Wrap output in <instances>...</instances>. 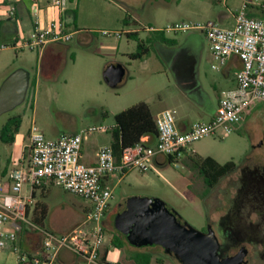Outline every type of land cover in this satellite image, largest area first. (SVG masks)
Listing matches in <instances>:
<instances>
[{"label": "rangeland", "instance_id": "rangeland-1", "mask_svg": "<svg viewBox=\"0 0 264 264\" xmlns=\"http://www.w3.org/2000/svg\"><path fill=\"white\" fill-rule=\"evenodd\" d=\"M24 1L29 4V0ZM223 4L225 10H230L232 17L226 23L220 24L215 14H212L208 15L206 21L212 20L223 27H231L235 23V15L245 6L248 7L247 13L250 17L264 21V0H228ZM148 10V14H159L162 19L171 15L186 16L183 8L175 10L171 3L166 4L164 0L150 2ZM126 11L123 7L121 11L117 9L112 0H80V18L88 27L98 29L99 32L95 35L99 41L83 46L77 43V37L74 36L71 43L73 47H64L58 60L46 70L41 68L39 50H15L11 42L0 43V86L10 74L19 69L27 71L31 77L24 104L0 118V131L9 116L21 114L23 118L20 133L12 146L4 145L0 140L2 167H8L9 161L12 163L10 167L18 162L33 123L47 139H55L61 134L77 133L100 123L112 126L115 124L116 114L141 102L147 103L155 115L159 109L173 111L177 123L187 117L199 118L196 100L154 98L153 92L166 99L173 91V87H168L167 77L158 73L160 65L155 57H152L147 69L137 63L133 68L136 79L127 85L112 89L106 84L103 73L109 67L107 65L110 61L107 42L113 40L114 36L107 37L102 32L114 31L117 19L123 18ZM74 29L72 25L70 31L74 33ZM134 40L132 39L133 42ZM2 45L7 48L1 49ZM117 94H122V97H116ZM206 105L210 106L209 102ZM103 138H108V135H92L86 142V147L93 151ZM188 153L189 156H184L178 162L166 161L163 167H155L146 173L134 170L123 177L117 176L111 185L114 186L120 181L109 209L127 199L158 198L175 211L183 222L199 231H206L209 226L207 207L214 209L218 200L223 198L221 192L227 185L226 182L221 184L215 195L210 197V188L207 187L197 164L211 157L221 164L233 161L237 166L247 162L248 165L264 167V103H255L242 121L234 126L231 134L197 141L188 148ZM46 201L50 207L46 230L57 235H66L84 224L87 215L83 210L90 207L89 202L59 187L52 189ZM114 221L112 216L105 228L107 242L118 232ZM29 229L34 230L31 235L35 237L37 244L40 238L38 231L32 227ZM127 248L129 251L113 248L110 259L115 262L119 259H130L131 252L139 250L131 245ZM143 249L149 251L151 264H181L174 257L164 255V250L159 246Z\"/></svg>", "mask_w": 264, "mask_h": 264}, {"label": "built area", "instance_id": "built-area-1", "mask_svg": "<svg viewBox=\"0 0 264 264\" xmlns=\"http://www.w3.org/2000/svg\"><path fill=\"white\" fill-rule=\"evenodd\" d=\"M68 2L48 0L60 14L67 11ZM247 8L243 7L235 15V24L231 28L215 21H183L162 29L165 34L204 33L215 60L214 69L224 66L232 56L241 60L242 69L236 73L237 86L223 92L212 121L194 123L183 132L177 127L175 113L163 110L155 118L158 129L155 145H146L144 138L141 143L126 149L119 161L111 145H105L98 150L94 165L82 161L84 143L96 133L111 132L113 126H92L51 140L33 123L21 167L10 172L7 179L0 178V252L12 249L20 262L26 264H53L59 252L68 249L82 257L84 264H100L101 250L107 240L105 215L116 188L109 183L110 179L123 177L134 170L146 173L156 167L158 157H171L178 162L192 144L207 137L231 134L255 103H264V21L250 17ZM33 16L32 38L14 45L15 50H43L49 43L67 44L73 40L75 33L67 30L63 20H54L42 27L37 5ZM9 18L16 21L15 7H11ZM102 34L121 38L123 33L103 31ZM6 48L5 45L1 47ZM45 183H53L90 203L83 225L69 234L57 235L30 223L27 211L32 199L25 197L23 190L28 186L33 191ZM23 224L35 227L43 235L39 256L22 255L15 245Z\"/></svg>", "mask_w": 264, "mask_h": 264}, {"label": "crops", "instance_id": "crops-1", "mask_svg": "<svg viewBox=\"0 0 264 264\" xmlns=\"http://www.w3.org/2000/svg\"><path fill=\"white\" fill-rule=\"evenodd\" d=\"M153 1L156 2V0H112L117 9L121 11V7H123L127 11L123 18L117 19V25L114 29L115 32L123 33L121 38L114 37L113 40L107 42L110 48V61L107 66L122 64L125 67L126 76L119 85L118 88H120L136 79L133 74V68L137 63H140V65L147 69L151 63L152 57H155L160 65L158 73L164 74L167 77L169 83L168 87H173V91L166 99H163L160 95H156L155 92H153L154 98L157 100H196L199 118L193 119L187 117L177 123V127L185 132L188 131L194 123L210 122L214 119L223 92L236 88V73L242 69L243 64L239 58L232 56L227 60L224 66H221L219 69H214L215 60L210 50V44L204 33L191 31L185 34H165L162 32V29L169 24L189 20H192L190 22L212 21H206L208 15L212 14H215L220 24H224L232 17V14L228 8L226 10L223 8V3H227L228 0H164L166 4L171 3V7H175V10L183 8L186 11V16L179 14V16L171 15L162 19L159 14H148L149 4ZM28 2L29 4L24 0H0V22L2 23L0 43L11 42L14 46L32 38L35 30L33 11L36 5L39 10L42 27L47 26L54 20L61 19L69 32H71L70 30L73 25L75 28L74 36L77 37L76 40L78 44L86 46L99 41L95 35L99 32L98 29L88 27L80 18L78 13L80 0H69L67 11L63 14H60L53 8L48 3V0H29ZM11 7H15L16 21L9 18ZM234 24L231 27H233ZM132 39H135L134 42ZM139 40L146 43L149 48V53L141 58L135 59L134 55L138 51ZM72 41L67 44L49 43L43 50H39L42 70H46V68L49 69L48 67H51L52 64L58 60L64 47L68 49L72 48ZM151 48H155L156 50L153 51ZM116 97L121 98L122 94H117ZM208 102L210 106L206 105ZM163 110L166 109L157 110L155 115L151 108L155 118ZM248 112L249 110L246 112V115ZM100 125L103 124L100 123ZM62 135L63 134L57 136L55 139H58ZM107 135L108 138L101 139L100 143L93 151L86 147V142L89 140L84 143L82 155V161L84 163L94 165L97 161L96 154L98 150L102 146L111 145V132L107 133ZM147 140L153 145L157 143V139L155 138H145V141ZM28 143L29 134H27V140L22 147L21 157L18 162L15 163L13 167H10V164H12L10 161L8 167H2L0 164V178L7 179L10 172L21 167ZM184 156H189L188 149L185 151ZM166 161L167 158L158 157L155 160L156 168L163 167ZM3 172H5V174H3L4 176L2 175ZM114 179L115 178L110 179L109 183L112 184ZM119 181L114 185L115 187L118 185ZM55 187L57 186L53 183H45L33 191L28 186L25 187L27 189L24 188L25 190H23V195L32 199V204L29 205L27 211L28 219L31 224L37 226L33 223L32 218L38 202L44 203L48 208V217L44 221L43 227L37 226V228L39 227L46 230L45 225L49 222L50 218V207L46 200ZM89 210L90 207L84 209L83 212L87 215ZM104 222L106 225L109 224L106 220ZM29 227L32 226L22 225V230L18 232L15 245L22 255L31 257L39 256L43 249V235L38 229H35V231H38L37 233H39L38 235L40 237L38 239L39 242L36 244L35 237L31 235L34 230L29 229ZM128 245L130 244L125 245L122 249H127V251H129L127 248ZM113 248L115 247H113L111 241H106L101 250L100 264H134L133 257L138 251L131 252L130 259L123 261L119 259L115 262L110 259V253ZM144 251L146 252V250ZM0 264L26 263L20 262L18 254L12 249H8L0 252ZM53 264H84V259L68 249H63L59 252Z\"/></svg>", "mask_w": 264, "mask_h": 264}, {"label": "water", "instance_id": "water-1", "mask_svg": "<svg viewBox=\"0 0 264 264\" xmlns=\"http://www.w3.org/2000/svg\"><path fill=\"white\" fill-rule=\"evenodd\" d=\"M126 69L113 64L103 73L106 84L116 89L123 82ZM31 77L23 69L10 74L0 86V118L24 104ZM115 227L135 247L160 246L181 264H242L246 256L222 257L215 231H199L158 198H132L119 204Z\"/></svg>", "mask_w": 264, "mask_h": 264}, {"label": "flooded vegetation", "instance_id": "flooded-vegetation-1", "mask_svg": "<svg viewBox=\"0 0 264 264\" xmlns=\"http://www.w3.org/2000/svg\"><path fill=\"white\" fill-rule=\"evenodd\" d=\"M224 182L227 187L221 192L223 198L214 209L207 207L208 229L215 231L222 257L245 252L242 264H264V167L247 162L237 166L210 188L209 196L213 197ZM118 209L119 205L109 209L105 220L115 218ZM170 256L175 258L173 254Z\"/></svg>", "mask_w": 264, "mask_h": 264}, {"label": "trees", "instance_id": "trees-1", "mask_svg": "<svg viewBox=\"0 0 264 264\" xmlns=\"http://www.w3.org/2000/svg\"><path fill=\"white\" fill-rule=\"evenodd\" d=\"M1 27L2 23L0 22V31ZM148 53V46L143 41L139 40L138 51L134 55V58H141ZM103 115L106 116V114ZM22 121L23 118L21 114L11 115L8 117L7 121L2 126L0 131V140L4 145L12 146L14 144L16 136L20 132ZM114 122L115 124L113 126V129L111 130V147L118 161L122 158L123 152L126 149L132 148L141 143L142 139L158 138V129L156 126L155 117L152 114L150 106L145 102L133 105L126 110L116 114L114 116ZM145 144L153 146V144L148 140L145 141ZM167 161L169 163L174 162L171 157H168ZM197 166L199 168L200 174L204 177L208 188H211L213 185L218 184L220 180L232 173L237 167V165L233 161L221 164L211 157L203 159L200 164H197ZM3 174H5V172H3L2 175ZM48 213L49 212L47 206L42 202H38L32 218L33 223H35L39 227H43V223L47 219ZM107 226L108 225H106L104 222V227L106 228ZM111 243L113 247L117 249H122L125 247V245L130 244L127 240V237L119 231L111 238ZM143 248L146 247L138 248V253L134 255V264H151L152 257L148 252H145ZM164 253L166 256L170 255L165 251Z\"/></svg>", "mask_w": 264, "mask_h": 264}]
</instances>
